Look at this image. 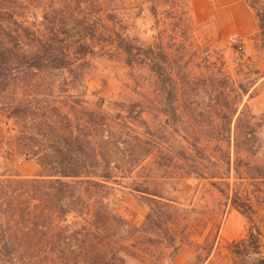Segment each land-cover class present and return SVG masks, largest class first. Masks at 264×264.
Wrapping results in <instances>:
<instances>
[{
    "label": "trees",
    "instance_id": "1",
    "mask_svg": "<svg viewBox=\"0 0 264 264\" xmlns=\"http://www.w3.org/2000/svg\"><path fill=\"white\" fill-rule=\"evenodd\" d=\"M140 1L139 16L172 27L153 41L135 32L126 0H0V264H174L190 245L188 264H205L227 205L250 223L229 251L260 255L262 120L245 102L260 73L228 72L197 38L190 0ZM242 1L264 51V0ZM97 60L128 71L134 91L90 92ZM21 162L38 174H15ZM191 180L211 204L174 196ZM116 190L146 207L140 224Z\"/></svg>",
    "mask_w": 264,
    "mask_h": 264
},
{
    "label": "rangeland",
    "instance_id": "2",
    "mask_svg": "<svg viewBox=\"0 0 264 264\" xmlns=\"http://www.w3.org/2000/svg\"><path fill=\"white\" fill-rule=\"evenodd\" d=\"M140 0H126V16H131L133 28L145 34V38L153 41L158 31L169 30L170 24L163 26L145 10L140 14L136 9ZM189 14L197 29L196 36L199 41L209 40L223 53L228 72L235 76L242 68L258 70L256 84L249 98L245 99L249 110L257 119L262 120L261 138L264 142V51L259 48V29L255 15L248 3L242 0H190ZM139 16V17H138ZM133 79L128 71L116 63L97 60L90 74L88 84L90 92H97L98 97L106 100H119L123 94H131L134 88ZM96 102V98L90 99ZM264 163V155L260 158ZM15 174L33 176L38 174V169L33 162H21L15 168ZM179 193L174 196L185 203L196 206L201 203L211 204L214 196L208 187L199 185L196 181H188L176 188ZM255 202L257 218L256 224L262 230L260 239V255L245 258H235L228 249V244L246 239L250 223L238 211L227 205L224 216L217 232L216 243L211 258L205 264H257L264 255V186H260ZM120 190V189H119ZM116 190L114 194L120 199V212L128 220L140 224L145 215L146 207L138 203L135 196H130L125 191ZM199 242V241H197ZM195 247L183 246L174 264H188L194 259Z\"/></svg>",
    "mask_w": 264,
    "mask_h": 264
}]
</instances>
